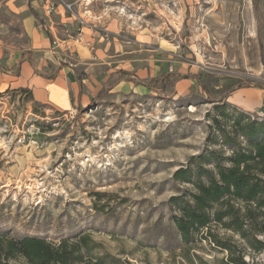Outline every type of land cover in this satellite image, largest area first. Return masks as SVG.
I'll return each instance as SVG.
<instances>
[{"label":"rangeland","instance_id":"obj_1","mask_svg":"<svg viewBox=\"0 0 264 264\" xmlns=\"http://www.w3.org/2000/svg\"><path fill=\"white\" fill-rule=\"evenodd\" d=\"M63 1L81 15L59 36L79 39L83 26L94 44L62 56L105 79L75 109L31 102L25 91L0 104V233L85 238L90 249L74 264H233L211 230L234 255L264 264V248L216 222L184 239L172 199L195 191L174 177L178 168H213L197 158L211 150L227 162L247 145L245 125L264 123V107L227 101L238 87L264 88V0ZM0 19L12 28L8 42L23 45L22 18ZM121 69L130 75L118 79Z\"/></svg>","mask_w":264,"mask_h":264},{"label":"trees","instance_id":"obj_2","mask_svg":"<svg viewBox=\"0 0 264 264\" xmlns=\"http://www.w3.org/2000/svg\"><path fill=\"white\" fill-rule=\"evenodd\" d=\"M116 73L118 79L130 75L123 69ZM263 133L264 123L250 121L242 133L248 140L247 145L233 148L227 162L222 161L223 156L216 150H211L197 158L213 159V168L190 163L175 171L176 179L195 186L189 199L183 195L172 198L179 203V213L174 220L184 239H188L192 231L216 222L238 233L251 247L264 248V239L258 236L264 235V139L256 137ZM209 233L219 246L231 252L233 264H250L242 255H234L226 240L217 238L211 230ZM83 247L90 249L85 238L82 242L67 238L52 242L39 236L10 238L0 233V264H12L11 260L18 258H24L29 264H74L82 258ZM101 263L102 260L96 264Z\"/></svg>","mask_w":264,"mask_h":264},{"label":"crops","instance_id":"obj_3","mask_svg":"<svg viewBox=\"0 0 264 264\" xmlns=\"http://www.w3.org/2000/svg\"><path fill=\"white\" fill-rule=\"evenodd\" d=\"M9 14L22 18L27 38L21 46L9 43L12 28L7 19H0V104L11 93L20 95L25 91L30 94L31 102L70 110L102 87L103 73L99 76L90 67L81 72L62 56L67 48L94 44L92 31L83 26L79 39L72 36L67 40L59 36L62 25L80 20V13H69L62 4L48 13L35 0H0V18ZM86 63L95 64L93 60ZM51 74L55 77H47ZM227 101L240 109L255 111L264 107V88L238 87L229 94Z\"/></svg>","mask_w":264,"mask_h":264},{"label":"built area","instance_id":"obj_4","mask_svg":"<svg viewBox=\"0 0 264 264\" xmlns=\"http://www.w3.org/2000/svg\"><path fill=\"white\" fill-rule=\"evenodd\" d=\"M35 1H37L39 4H41L42 7L48 13L55 11L59 4H62L63 6L67 7L68 9H72V4L65 2L63 0H58V2H56L55 0H35Z\"/></svg>","mask_w":264,"mask_h":264}]
</instances>
